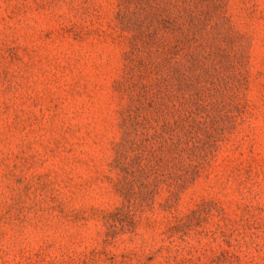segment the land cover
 <instances>
[{"label":"rangeland","instance_id":"obj_1","mask_svg":"<svg viewBox=\"0 0 264 264\" xmlns=\"http://www.w3.org/2000/svg\"><path fill=\"white\" fill-rule=\"evenodd\" d=\"M0 264H264V0H0Z\"/></svg>","mask_w":264,"mask_h":264}]
</instances>
